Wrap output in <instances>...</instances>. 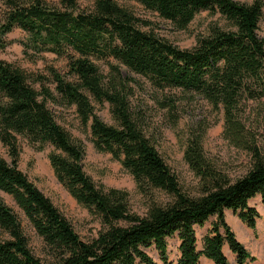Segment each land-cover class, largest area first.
I'll use <instances>...</instances> for the list:
<instances>
[{"label":"trees","instance_id":"obj_1","mask_svg":"<svg viewBox=\"0 0 264 264\" xmlns=\"http://www.w3.org/2000/svg\"><path fill=\"white\" fill-rule=\"evenodd\" d=\"M146 10L186 29L204 10L219 14L190 48H181L155 31V22L116 0H2L0 49L4 37L20 28L24 53L39 58L46 52L67 61V72L49 66L48 73H30L0 59V190L22 208L48 254L43 259L30 248L17 216L0 198V264H229L228 246L236 264L256 257L239 240L227 220L232 210L256 230L260 213L250 200L261 195L264 205V145L248 128L253 104L264 101V36L260 22L264 0H133ZM115 59L148 79L160 90L180 89L200 95L224 114V137L249 154L244 175L233 179L218 169L203 147L205 128L191 133L184 158L200 178V193L183 190L154 141L145 118L135 111L133 87L119 71L104 75L97 61ZM117 69V66H113ZM37 84L39 86H37ZM108 102L115 124L95 111L93 102ZM166 106H174L169 99ZM74 105L89 126L95 147L119 160L150 197L146 212L129 205V193L97 184L83 168L84 148L57 121L48 103ZM21 138L54 146L50 161L71 195L101 219L103 227L84 239L72 223L19 167ZM154 191L167 195L159 200ZM211 221L199 248L197 227ZM178 240L176 262L169 257V237Z\"/></svg>","mask_w":264,"mask_h":264},{"label":"rangeland","instance_id":"obj_2","mask_svg":"<svg viewBox=\"0 0 264 264\" xmlns=\"http://www.w3.org/2000/svg\"><path fill=\"white\" fill-rule=\"evenodd\" d=\"M79 1L84 7H88L94 2V0ZM116 1L122 6L132 9L140 16L151 18L156 23L155 31L161 37L170 40L181 48L192 47L196 43L197 37L206 33L208 26L212 23L224 24L219 14L204 10L196 15L186 29H177L170 21L160 18L157 13L146 10L136 1ZM238 1L251 3L253 0ZM3 6L2 0H0V18ZM259 32L261 36H264V13ZM25 35V32L20 28L7 34L4 41L8 45L6 48L0 49V59L30 73H48L49 66H53L63 73L67 72L66 59L57 57L54 53L46 52L39 58L28 57L24 53V47L21 43ZM97 63L107 77L119 71L122 77L131 82L134 90L131 103L135 111L145 118L146 133L154 141L165 162L177 176L184 191L192 195L200 193L201 180L186 162L184 152L192 131L196 132L202 127L206 129L203 136L204 151L216 167L229 174L233 179L246 173L249 166V154L234 147L224 137V114L222 110L214 108L200 95L175 88L157 89L148 79L130 71L113 58L107 61H97ZM113 66H117V69ZM37 86L39 85L37 84ZM169 99L175 101L174 106L165 105V103L171 102ZM93 104L96 113L102 120L108 124L116 123L108 102L97 103L94 101ZM48 105L57 121L67 130L71 138L83 146L85 153L82 164L85 172L99 185L127 191L130 208L139 214H144L150 197L140 190L134 176L123 167L119 160L115 159L111 153L99 151L95 147L90 128L81 121L76 107L53 102H49ZM247 126L257 134L259 142L264 145V101L253 104V113L247 118ZM20 143L19 167L53 201L82 238L88 239L96 235L103 227L101 219L88 207L79 203L58 179L50 161V154L55 151L54 146L46 144L44 148L39 149L37 145L22 138ZM0 154L9 159L6 147L1 141ZM154 196L161 201L167 199V195L161 191H154ZM0 198L11 207L20 221L31 250L44 259L48 254V248L22 208L16 203L12 195L2 190H0ZM250 204L255 206L260 213L256 230L237 223L239 217L232 210L226 213L227 220L239 240L256 257L255 261L250 260L248 264H264V205L261 195L252 198ZM212 220L214 217L206 222L203 227H197L199 248L203 246V239L209 233ZM1 237H6V235L0 231ZM168 240L169 257L176 262L178 240L173 236L169 237ZM224 251L229 258V264H236L235 255L228 246H225ZM150 253L163 264L155 250H150ZM201 264H212V262L204 257Z\"/></svg>","mask_w":264,"mask_h":264},{"label":"crops","instance_id":"obj_3","mask_svg":"<svg viewBox=\"0 0 264 264\" xmlns=\"http://www.w3.org/2000/svg\"><path fill=\"white\" fill-rule=\"evenodd\" d=\"M228 212V211H227ZM238 218V217H237ZM242 221L238 218V220H237V223H239V224H243V223H241ZM242 226V225H241ZM244 226V225H243ZM212 262V261H211ZM212 264H213V262H212Z\"/></svg>","mask_w":264,"mask_h":264}]
</instances>
